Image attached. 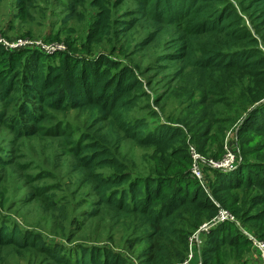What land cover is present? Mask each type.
Wrapping results in <instances>:
<instances>
[{
  "label": "trees",
  "instance_id": "16d2710c",
  "mask_svg": "<svg viewBox=\"0 0 264 264\" xmlns=\"http://www.w3.org/2000/svg\"><path fill=\"white\" fill-rule=\"evenodd\" d=\"M94 5L100 16L91 41L106 38L116 28L123 33L150 29L139 45L154 49L159 62L140 71L142 76L174 67L200 75L196 80V87L203 90L199 105L204 107L203 119L210 133H217L223 141L238 124L240 135L248 129L264 135V0H95ZM123 5L127 9L118 16L116 11ZM244 15H250L251 28ZM34 50L37 49L11 51L0 45V100L15 111L8 120L9 128L22 138L59 137L62 124H56L52 115L75 112L82 119L85 130L68 144L86 180L94 187V213L108 212L124 218L117 223H125L124 231L129 235L143 233L137 239L139 245L145 244L137 262L184 264L189 259L190 238L205 222L217 218L221 209L239 223L225 221L209 233L201 232L202 245L199 250L194 248L191 264H222L230 260L232 252L227 250L245 258L242 245L249 244L250 248L251 242L241 229L245 230L244 222L237 213L249 198L261 205L256 212L251 211L254 214L250 221L255 224L256 234H261L256 237L264 239V169L251 172L248 178L239 172L246 168L240 136L229 137L237 141H227L222 156H204L200 151L204 158L220 162L230 144L241 152L239 170L206 167L215 176L206 185L190 179L189 173L175 172L167 177L162 172L171 169H159L151 182L150 172L133 174L132 167L119 154L121 141L160 152L157 157L162 162L175 144L185 147L186 143L180 129L164 125L153 130L148 117L132 115L148 97L142 76L137 77L126 65L119 68L120 63L107 58L95 64L80 60L62 74L49 69L44 56ZM149 117L163 124L158 114ZM104 129L109 131L103 133ZM0 164L4 167L7 162L0 160ZM186 166L191 171L192 161ZM221 194L226 198H220ZM224 227L229 230L224 232ZM7 247L28 253L41 249L27 231L0 223V248ZM114 253L107 247L88 248L81 244L65 257L68 261L59 254L51 257L56 264H134Z\"/></svg>",
  "mask_w": 264,
  "mask_h": 264
},
{
  "label": "rangeland",
  "instance_id": "374dc122",
  "mask_svg": "<svg viewBox=\"0 0 264 264\" xmlns=\"http://www.w3.org/2000/svg\"><path fill=\"white\" fill-rule=\"evenodd\" d=\"M94 1L0 0V35L9 42L14 41L11 39L21 38L42 41L46 46H61L62 48L55 46L50 52L34 50L44 56L43 62L52 71L59 70V73L64 74L71 70L73 63L80 60L96 63L103 62L101 58H107L120 63L119 68L123 65L130 67L136 76L141 78L140 71L151 68L153 62L157 61L154 49H145L139 45L150 29L140 28L123 33L116 28L106 38L91 41L89 38L95 32L100 16V10L94 5ZM126 9V5L120 6L116 13H119V16ZM124 16H120L121 21L125 20ZM243 19L251 28L250 15H244ZM253 33L255 34V31ZM199 76L190 70H180V67L161 73L156 70L142 76L145 82L144 91L148 97L141 101L132 115L148 117L153 130L164 125L180 129L185 136L183 142L186 146L175 144L169 153L170 156L162 162L157 157L160 152L122 140L118 151L132 167L133 174L150 172L149 178L153 182L159 169L170 168L171 171L162 172L164 176L182 172L189 173L192 179V170L189 171L186 163L191 164L192 161L194 166L196 156L203 157L200 151L204 156H222L223 145L225 147L227 141L232 139L237 141L236 138H229L234 136H240L238 140L246 167L239 172H243L248 178L251 172L255 174L264 169V135L253 132V129H248L240 135L241 126L238 124L226 133L223 141L217 133H210L208 123L203 119L204 107L199 105L203 100V90L196 87ZM14 112L12 105L8 106L0 100V160L7 162L4 167L0 164V223H4L6 227L18 226L23 232L27 231L41 249L28 253L13 247L0 248V264H56L51 256L59 254L67 260L65 257L70 256L81 244L88 248L107 247L120 254L122 259L140 264L137 262L138 255L144 251L145 244L139 245L140 241L137 239L143 236V233L129 235L127 230L124 231L125 223H117L119 219L124 218L114 217L108 212L97 213L98 215L94 213L97 212L94 187L86 180L68 144L69 140H77L80 132L85 130L82 119L77 117L75 112L65 116L52 115L56 124H62L59 137L36 135L22 138L9 128L8 120L12 114L14 117ZM153 113L158 114L163 124H158L155 118L149 117ZM155 120L156 123L152 124ZM108 131L104 129L103 133ZM208 133L210 134L207 135ZM205 135L207 136L204 137ZM246 137L248 139L245 142ZM241 152L228 144L227 155L220 162L225 161L219 170L228 171L237 167L240 164L238 159L241 158ZM200 167L203 179L202 182L197 180L201 184H210L215 177L206 169L210 166L201 164ZM237 168L233 172L239 170ZM238 173L235 176H238ZM225 196L226 194H221L219 197L224 199ZM250 201L249 198L238 207L237 218L244 222L247 235L255 242L250 241V248L249 244L242 245L245 258H238L241 256L236 252L227 250L232 252L230 260L222 264L264 262V248L257 243L264 242V239L257 238L261 234H256L253 229L255 224L250 221L254 214L251 211L256 212L261 205ZM230 211L234 212V209L230 208ZM213 221L205 222L204 225L212 224ZM241 229L243 231V228ZM222 230L226 232L229 228L224 227ZM230 230L232 234H236V230ZM42 251H49L50 256Z\"/></svg>",
  "mask_w": 264,
  "mask_h": 264
},
{
  "label": "built area",
  "instance_id": "2783aa9c",
  "mask_svg": "<svg viewBox=\"0 0 264 264\" xmlns=\"http://www.w3.org/2000/svg\"><path fill=\"white\" fill-rule=\"evenodd\" d=\"M0 45H2L7 50H11V51L21 50V49H25V48H33V49H37V50H45V51L50 52V51L54 50L55 46L62 48L61 46H57V45L46 46V44L42 41L36 42V41L24 40L21 38L16 39L12 42H9L5 38H3L1 35H0ZM223 162H214L213 160H207V159L201 157L200 155H198V156H196V163L194 164L193 169H192V175L194 176V178H196L202 182L203 176H202L201 167H200L201 164H205V165L212 167L213 169L219 170L221 168V166H222L221 164ZM219 212L220 213H219L218 217L214 219L212 224L203 225L201 227V230L199 232H197L196 234H194V236H192L190 238L189 259L184 264H191V260L194 258V248H197L198 250L200 249V247L202 245V240L200 238L201 232L209 233L210 229L212 227H214L220 223H223L227 220L232 221V222L236 221V219L229 212L222 210V209ZM243 233L250 239V241L252 243H253V241L255 242V240H253L252 237L247 235V231L243 230ZM257 243L262 245V247L264 248V242L258 241ZM262 259L264 261V253L262 255ZM199 264H201V262ZM262 264H264V262H262Z\"/></svg>",
  "mask_w": 264,
  "mask_h": 264
}]
</instances>
